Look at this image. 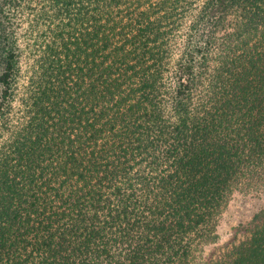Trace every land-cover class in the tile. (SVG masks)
Listing matches in <instances>:
<instances>
[{"label": "trees", "instance_id": "obj_1", "mask_svg": "<svg viewBox=\"0 0 264 264\" xmlns=\"http://www.w3.org/2000/svg\"><path fill=\"white\" fill-rule=\"evenodd\" d=\"M0 264H264V0H0Z\"/></svg>", "mask_w": 264, "mask_h": 264}, {"label": "rangeland", "instance_id": "obj_2", "mask_svg": "<svg viewBox=\"0 0 264 264\" xmlns=\"http://www.w3.org/2000/svg\"><path fill=\"white\" fill-rule=\"evenodd\" d=\"M27 58L24 57L21 62V70L25 73L27 68ZM255 208V200L249 199L240 193H235L229 202L220 225V242L226 241L233 233L235 226L239 223H245L252 215Z\"/></svg>", "mask_w": 264, "mask_h": 264}]
</instances>
